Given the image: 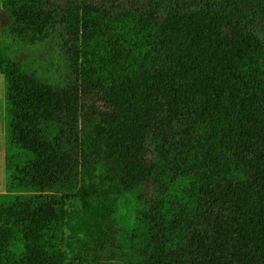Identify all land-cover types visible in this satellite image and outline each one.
<instances>
[{
    "label": "trees",
    "instance_id": "16d2710c",
    "mask_svg": "<svg viewBox=\"0 0 264 264\" xmlns=\"http://www.w3.org/2000/svg\"><path fill=\"white\" fill-rule=\"evenodd\" d=\"M1 1L0 264H264V0Z\"/></svg>",
    "mask_w": 264,
    "mask_h": 264
},
{
    "label": "rangeland",
    "instance_id": "374dc122",
    "mask_svg": "<svg viewBox=\"0 0 264 264\" xmlns=\"http://www.w3.org/2000/svg\"><path fill=\"white\" fill-rule=\"evenodd\" d=\"M11 23L10 14L4 10L0 0V48L15 62L36 69L54 80L68 77L67 61L62 54L57 38L52 35L44 43L36 46H25L14 41L7 32ZM4 81L0 75V193L5 191L4 148H5V102Z\"/></svg>",
    "mask_w": 264,
    "mask_h": 264
}]
</instances>
